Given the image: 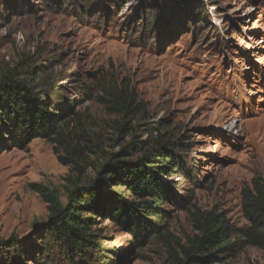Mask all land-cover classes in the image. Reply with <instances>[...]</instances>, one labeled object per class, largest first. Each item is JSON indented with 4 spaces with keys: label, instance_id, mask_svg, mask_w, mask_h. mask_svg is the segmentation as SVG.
Listing matches in <instances>:
<instances>
[{
    "label": "rangeland",
    "instance_id": "rangeland-1",
    "mask_svg": "<svg viewBox=\"0 0 264 264\" xmlns=\"http://www.w3.org/2000/svg\"><path fill=\"white\" fill-rule=\"evenodd\" d=\"M143 1L0 0V76L53 101L71 132L63 145L35 140L0 155V252L13 241L37 244L41 264H79L39 241L49 214L31 186L65 205L110 155L131 161L134 146L152 143L151 127L183 144L176 156L193 165L192 178H170L168 216L152 218L160 231L139 245L99 221L97 263L85 264H176L197 236V210L223 214L236 230L233 252L214 264H264V249L242 236L251 226L244 195L264 184V0H163L162 11ZM110 89L134 93L145 115L108 112L100 99ZM67 146L82 151V175L59 163Z\"/></svg>",
    "mask_w": 264,
    "mask_h": 264
},
{
    "label": "trees",
    "instance_id": "trees-1",
    "mask_svg": "<svg viewBox=\"0 0 264 264\" xmlns=\"http://www.w3.org/2000/svg\"><path fill=\"white\" fill-rule=\"evenodd\" d=\"M162 3L163 0H144L143 6H156L153 10L162 11ZM103 93L101 104L110 113L138 120L146 113L132 92L110 89ZM56 111L53 101L34 93L23 79L8 73L0 76V155L35 140L63 145V139L71 134L70 122ZM124 126L118 129L122 131ZM149 132L157 136L148 145L141 142L134 146V154H127L133 160L120 161V157L110 155L101 167L103 173L70 191L65 205L56 194L31 186L47 204L49 214L47 225L38 234L39 241L47 239L60 246L71 262L85 264L97 263L95 252L99 246L93 229L99 221L108 220L123 229L137 245L155 230L159 232L160 227L152 218L161 220L168 216L161 207L175 195V191L169 190L170 178L180 173L192 178L190 170L194 167L187 169L176 156L184 147L174 134L159 133V129L151 127ZM65 155H59V163L79 170L82 175V151L67 146ZM116 188L130 194L136 202L126 200ZM243 203L251 226L242 236L251 245L264 249V184L255 181L252 191L245 193ZM192 217L197 236L183 249L176 264H214L222 254L233 252L235 246L231 241L236 230L223 214L197 210ZM44 258L45 253L37 244L17 241L6 244L5 251L0 252V264H41Z\"/></svg>",
    "mask_w": 264,
    "mask_h": 264
}]
</instances>
